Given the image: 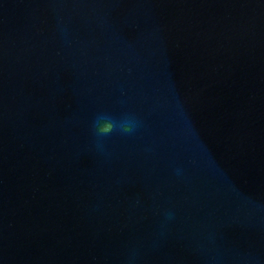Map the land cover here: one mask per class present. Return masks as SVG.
<instances>
[{
  "label": "water",
  "instance_id": "1",
  "mask_svg": "<svg viewBox=\"0 0 264 264\" xmlns=\"http://www.w3.org/2000/svg\"><path fill=\"white\" fill-rule=\"evenodd\" d=\"M0 264H264V0H0Z\"/></svg>",
  "mask_w": 264,
  "mask_h": 264
},
{
  "label": "clouds",
  "instance_id": "2",
  "mask_svg": "<svg viewBox=\"0 0 264 264\" xmlns=\"http://www.w3.org/2000/svg\"><path fill=\"white\" fill-rule=\"evenodd\" d=\"M140 126V121L134 115L125 114L119 120L107 113H98L93 122V135L96 137V143L99 147L103 146L102 137L110 136L113 132H119L122 135L133 134ZM177 174L180 172L177 170Z\"/></svg>",
  "mask_w": 264,
  "mask_h": 264
}]
</instances>
